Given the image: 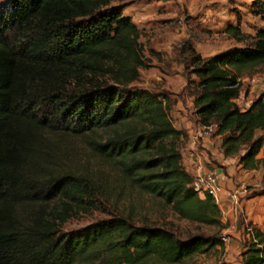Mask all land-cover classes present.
Instances as JSON below:
<instances>
[{
	"label": "trees",
	"instance_id": "trees-1",
	"mask_svg": "<svg viewBox=\"0 0 264 264\" xmlns=\"http://www.w3.org/2000/svg\"><path fill=\"white\" fill-rule=\"evenodd\" d=\"M112 0H9L0 8V264H177L222 246L196 233L123 216L78 231L60 227L97 207L98 185L77 158L92 157L123 182L159 197L189 221L220 224L211 195L201 198L181 162L170 100L129 89L145 66L135 23ZM264 16V0H259ZM247 38L238 26L226 28ZM252 45L202 57L191 48L192 103L201 125L217 123L225 155L247 170L264 160V93L247 109L235 101L243 71L264 65V28ZM242 152V153H240ZM241 264H264V231L250 223Z\"/></svg>",
	"mask_w": 264,
	"mask_h": 264
},
{
	"label": "rangeland",
	"instance_id": "rangeland-1",
	"mask_svg": "<svg viewBox=\"0 0 264 264\" xmlns=\"http://www.w3.org/2000/svg\"><path fill=\"white\" fill-rule=\"evenodd\" d=\"M8 1L0 0V8ZM258 1L112 0L107 8H117L140 31L138 42L145 66L139 68V77L128 88H144L165 94L170 100L169 116L173 123L174 107H194V86L187 84L188 77L197 81L190 72L191 48L206 58L230 48L252 45L257 32L264 28V16ZM229 25L238 26L241 33L249 36L233 37L226 31ZM263 74L264 65L243 71L240 100L254 99L264 93L263 84H250L248 80ZM183 139L179 141V148ZM76 148L77 158L80 163H87L88 172L98 185L99 202L88 212L70 217L60 227V232H75L99 220L119 215L135 225L166 227L182 240L204 233L220 238L223 243L205 253L187 256L177 264H241L240 252L249 239L245 229L250 223L257 226L254 219L259 210L256 203L245 201L260 191L237 193V202L231 209L219 206L220 224L193 222L180 217L159 197L117 181L116 174L98 160L91 157L87 161L83 142L78 141ZM258 217L264 220V208Z\"/></svg>",
	"mask_w": 264,
	"mask_h": 264
},
{
	"label": "crops",
	"instance_id": "crops-1",
	"mask_svg": "<svg viewBox=\"0 0 264 264\" xmlns=\"http://www.w3.org/2000/svg\"><path fill=\"white\" fill-rule=\"evenodd\" d=\"M240 97L235 101L242 109H247L253 99L249 97L240 100ZM173 125L177 130L184 133V137L181 138H184V141L179 149L185 170L192 177L208 172L217 176L222 187L217 202L219 206L223 205L225 208L231 209L237 202V193L241 195L244 192L251 194V192L260 191V194L256 193L245 202H254L258 205L259 210H257V217L254 222L264 231V220L258 217L264 208L263 163L256 169L247 170L242 168L239 163L240 154L225 155L221 146V134L214 133L206 136L200 133L202 125L198 122L194 107H174ZM261 133L264 135V132L259 131V134ZM257 157L264 160V146ZM234 192L236 193L235 196H231V193Z\"/></svg>",
	"mask_w": 264,
	"mask_h": 264
},
{
	"label": "built area",
	"instance_id": "built-area-1",
	"mask_svg": "<svg viewBox=\"0 0 264 264\" xmlns=\"http://www.w3.org/2000/svg\"><path fill=\"white\" fill-rule=\"evenodd\" d=\"M248 80L250 84L255 85L261 83L264 85V74L254 75L250 77ZM216 128H217V123L202 125L200 129V133L206 136L211 135L215 133ZM192 188L199 197L203 198L206 195H211L216 202L219 201V195L222 191V187L218 181L217 176L212 172H208L205 174L196 175L195 177H192ZM235 194H236L235 192L231 193V196H235ZM222 240H225V238L222 237Z\"/></svg>",
	"mask_w": 264,
	"mask_h": 264
}]
</instances>
